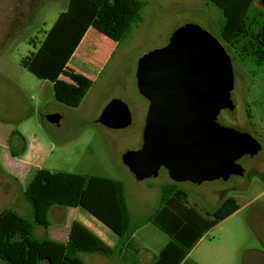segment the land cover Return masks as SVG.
<instances>
[{
    "label": "rangeland",
    "instance_id": "rangeland-1",
    "mask_svg": "<svg viewBox=\"0 0 264 264\" xmlns=\"http://www.w3.org/2000/svg\"><path fill=\"white\" fill-rule=\"evenodd\" d=\"M142 1L146 2L143 21L119 43L81 104L70 107L55 99L51 81L46 80L45 87H41L42 79L20 64L21 58L39 45L45 31L66 9L68 0H0V122L17 132L21 123L28 120L32 132L41 133L52 142L53 152L45 164L52 171L108 175L122 180L133 215L139 217L152 211L161 195V185L154 178L137 180L122 161L127 149L138 148L148 109L147 100L136 85L137 62L146 52L164 46L180 25L199 24L223 44L234 70L235 108L222 110L218 120L255 130L264 145V66L241 61L222 40L219 8L209 0ZM255 5L262 7L260 0H255ZM113 99L124 101L131 112L132 121L124 128H110L98 122L102 110ZM50 113H58L59 122H49L46 115ZM12 144L16 145L14 141ZM256 159L257 170L252 166ZM244 160L250 166L242 176L179 184L188 205L203 212L214 210L227 197H234L239 206L203 236L189 262L199 264L204 256L205 264H264V151L251 162L248 156ZM4 208L32 217L22 193L14 195L12 203L0 200V210ZM51 221L54 223L52 218ZM43 231L44 227L35 225V237L42 238ZM88 255L80 256L85 264H91L92 256ZM0 264L6 263L0 258Z\"/></svg>",
    "mask_w": 264,
    "mask_h": 264
},
{
    "label": "trees",
    "instance_id": "trees-1",
    "mask_svg": "<svg viewBox=\"0 0 264 264\" xmlns=\"http://www.w3.org/2000/svg\"><path fill=\"white\" fill-rule=\"evenodd\" d=\"M222 14L221 38L243 62L264 66V8L255 0H209ZM105 0H68L44 37L20 64L35 77L54 82L77 48ZM142 0H115L112 10L129 23L120 42L132 27L143 21ZM35 47V46H34ZM78 93L60 98L75 106ZM11 154L17 153L11 149ZM32 209L28 218L13 209L0 212V258L6 264H85L80 252L114 256L124 249L135 255L139 247L134 232L150 222L170 240L151 264H181L201 237L239 206L234 197L225 198L217 208L201 213L188 205L181 188L161 186L157 208L134 219L125 196V183L112 177L40 168L23 192ZM80 206L119 236V246L111 247L78 221L72 224L67 242L37 238L35 225L49 226L53 205ZM124 256V255H123Z\"/></svg>",
    "mask_w": 264,
    "mask_h": 264
},
{
    "label": "water",
    "instance_id": "water-1",
    "mask_svg": "<svg viewBox=\"0 0 264 264\" xmlns=\"http://www.w3.org/2000/svg\"><path fill=\"white\" fill-rule=\"evenodd\" d=\"M135 78L148 101L143 145L127 149L122 161L137 180L156 177L160 165L176 182L228 179L244 173L240 157L261 150L249 133L218 120L222 110L235 108L234 70L223 44L201 25L184 23L164 46L143 54ZM60 118L58 113L46 115L51 123ZM131 121L121 99L111 100L98 117L110 128H124Z\"/></svg>",
    "mask_w": 264,
    "mask_h": 264
},
{
    "label": "crops",
    "instance_id": "crops-1",
    "mask_svg": "<svg viewBox=\"0 0 264 264\" xmlns=\"http://www.w3.org/2000/svg\"><path fill=\"white\" fill-rule=\"evenodd\" d=\"M114 1L105 0L103 5L100 6L96 18L87 29L58 78L50 83L55 99L63 104L65 103L60 98L62 99V97L68 96L69 94L73 95V93L81 95L80 100L75 106L65 104L67 106H79L89 91L94 88L107 61L117 49L122 34L128 26L129 22L126 19L113 12L112 3ZM41 81L43 84L41 87H45L46 83L44 82L46 80ZM25 121L27 122H22L17 132L12 128L7 129L0 122L1 201L7 200L12 203L14 195L17 193L23 194L36 172L40 168H47L45 164L53 152L54 144L48 141L41 133L32 132L28 120ZM37 125L40 126L39 124ZM11 134L16 135L13 137ZM13 141L16 144L14 147L11 146L13 145ZM11 149L17 153L16 156L11 154ZM125 196L131 216L137 219L139 216L133 215L126 190ZM159 199L160 196L156 204L153 205L150 213L157 208ZM139 204H142V200H139ZM195 207L201 213H204L197 206ZM48 218L49 226L44 228L42 238H50L65 243L68 240L72 224L74 221H78L109 246H119V236L80 206L53 205L48 212ZM51 218L54 220V223L51 221ZM207 233L208 231L203 236ZM133 236L139 247L137 253L139 264H151L170 240L166 233L150 222L137 228ZM203 236L181 264H193L188 259L196 246L201 242ZM83 254L85 252H80L79 257ZM88 256H92L90 258L91 264H136L135 255L130 252L124 254V249L111 257L96 252L90 253ZM201 259L198 260L199 264H205L207 257L203 256Z\"/></svg>",
    "mask_w": 264,
    "mask_h": 264
},
{
    "label": "flooded vegetation",
    "instance_id": "flooded-vegetation-1",
    "mask_svg": "<svg viewBox=\"0 0 264 264\" xmlns=\"http://www.w3.org/2000/svg\"><path fill=\"white\" fill-rule=\"evenodd\" d=\"M234 87H235V83H234ZM234 90V89H233ZM232 90V91H233ZM231 97H232V92H231ZM147 100V99H146ZM147 103H148V101H147ZM225 110H229V109H225ZM145 117H146V115H145ZM224 118H228V116H224ZM221 123L222 124H224V125H226V126H231V127H234L235 129H237V130H240V131H244V132H247V133H249L251 136H253L254 138H256L258 141H259V143L262 145V148H261V150L260 151H258L256 154H254V155H249V154H245V155H243L242 157H240L238 160H237V162L239 163V164H241V166L244 168V173L242 174V175H244L245 173H246V171L249 169V166H250V163H248V162H246L245 160L244 161H242L243 160V158L246 156H248L249 157V162H251V160L253 159V157L255 156V155H257L258 153H260L261 151H264V145H263V143L261 142V139H260V137L258 136L259 134L255 131V130H253V129H251V128H249V127H240L239 125H234V124H226V123H223L222 121H221ZM251 124V122L249 123V125ZM144 125H145V118H144V122H143V125H142V127H141V132H140V137H139V141H138V143H139V145H138V148H141L142 147V145H143V128H144ZM257 159L254 161V164H252V166L254 167V169L255 170H257L258 168V166H257ZM253 162V161H252ZM259 171V170H258ZM259 172H261V171H259ZM263 173V172H262ZM232 175H236V174H232ZM242 175H239V176H242ZM231 176V175H230ZM229 176V177H230ZM228 177V178H229ZM154 179L156 180V181H158V183L161 185V186H175L176 188H180V183H191V182H189V181H184V182H176V181H174V180H172L171 178H170V176H169V172H168V169L164 166V165H160L159 166V169H158V173H157V176L156 177H154ZM219 179H221V178H219Z\"/></svg>",
    "mask_w": 264,
    "mask_h": 264
}]
</instances>
